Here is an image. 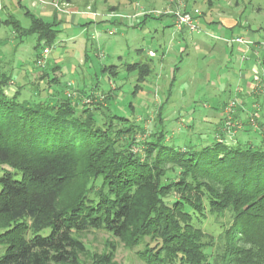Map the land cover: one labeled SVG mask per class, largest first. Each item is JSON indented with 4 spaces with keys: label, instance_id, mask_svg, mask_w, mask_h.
<instances>
[{
    "label": "trees",
    "instance_id": "obj_1",
    "mask_svg": "<svg viewBox=\"0 0 264 264\" xmlns=\"http://www.w3.org/2000/svg\"><path fill=\"white\" fill-rule=\"evenodd\" d=\"M26 15L27 27L14 18L3 22L12 24L19 38L35 35V49L42 42L51 45L57 23ZM115 67L104 68L109 78L117 76ZM124 70L136 78L132 94L151 74L141 62H127ZM8 81L1 73L0 163L20 178L10 172L0 176V264H80L86 247L79 236L92 229L130 247L143 244L140 254L148 264H264L263 138L257 144L214 139L178 147L159 131L146 140L143 160L129 152V139L142 128L128 117L114 115L100 125L90 108L78 110L65 98L21 100L20 89L9 96ZM112 118L130 127L114 131ZM80 177L94 191L85 187L65 197ZM177 190L183 191L180 198L168 205ZM221 209L234 222L212 256L192 224L207 210ZM111 259L112 253L104 254L92 264Z\"/></svg>",
    "mask_w": 264,
    "mask_h": 264
},
{
    "label": "rangeland",
    "instance_id": "obj_2",
    "mask_svg": "<svg viewBox=\"0 0 264 264\" xmlns=\"http://www.w3.org/2000/svg\"><path fill=\"white\" fill-rule=\"evenodd\" d=\"M185 7L200 12L198 30L178 37L169 11ZM26 12L57 23L55 28L59 30L51 45L42 42L35 49V35L19 38L13 25L3 22L14 18L27 27L30 16ZM144 14L149 16L145 18ZM76 15L85 17L77 25H69ZM227 17L238 22L232 30L217 23ZM68 19L69 26L63 25ZM209 20L216 23H207ZM210 29L226 35H211ZM231 34L250 41V46L260 47V63L254 62L251 52L242 57L244 62H238L220 48L209 53L194 49L193 42L198 38L222 47L224 40L230 41L226 36ZM137 48L141 50L136 51ZM181 48L185 51L180 52ZM148 50L156 57L148 56ZM162 52L166 58H161V65ZM134 61L146 63L151 73L155 67V72L132 94L136 78L125 72L124 65ZM112 65L118 72L115 78H109V70L104 69ZM160 66L163 76L159 81L155 73ZM1 73L7 74L5 91L9 96L20 89L21 100L65 98L78 110L90 108L100 125L114 115L128 117L142 128L129 139V152L143 160L147 155L146 140L159 131L167 143L172 141L178 147L184 143L207 144L214 139L234 145L257 144L264 139V0H0ZM247 81L254 82L253 89L247 87ZM120 120L112 118L111 128L125 132L129 124ZM124 136L128 141L130 135ZM5 172L20 178L19 172L0 163V176ZM85 187L94 191L90 181L75 179L65 197L78 194ZM177 191L167 198L168 205L180 198L183 191ZM187 194L192 192L185 190L184 195ZM229 214L223 209L207 210L200 223L192 224V228L199 229L200 243L212 256L221 242L220 235H230L226 232L234 218ZM79 238L86 247L79 257L80 264H92L99 256L110 253V264H148L140 254L143 244L130 247L97 229ZM2 251L0 246V255Z\"/></svg>",
    "mask_w": 264,
    "mask_h": 264
},
{
    "label": "crops",
    "instance_id": "obj_3",
    "mask_svg": "<svg viewBox=\"0 0 264 264\" xmlns=\"http://www.w3.org/2000/svg\"><path fill=\"white\" fill-rule=\"evenodd\" d=\"M187 5V4H186ZM188 6V5H187ZM203 15H201V17H202ZM205 16V15H204ZM83 17H85V16H82V15H76L74 18H72V20L70 19V24L69 25H77L79 22H80V20H81V18H83ZM89 18L90 16H87L86 15V18ZM172 19H171V24H172V26H173V24H174V17H171ZM222 21L221 22H217V23H219V25L221 26V28H223V29H225V30H227V29H231L232 30V28L234 27V26H237L238 25V22H234L233 21V19L232 18H229V17H227V18H222L221 19ZM46 21V20H45ZM67 21H68V23H69V19L68 20H65V23L63 24V25H65V26H69L68 24H67ZM207 23H216L214 20H209ZM221 30V29H220ZM209 31V30H208ZM186 31H183V32H177V36L179 37V36H182V34L184 35V33H185ZM209 33L212 35H226V34H224V33H219V34H216V32H214V30H212V29H210V31H209ZM226 37H230V38H233L232 37V34L230 35V36H226ZM236 37H239V36H236ZM224 40V39H223ZM224 43H223V46L221 47V46H219V45H217V42H213V43H210L209 41H207V39L206 38H203V39H197V40H195L194 42H193V45H194V49H198V51H204L205 52V50H207L208 51V53L209 52H212L213 50H216V49H218V48H220L221 50H223L224 51V53L226 54V55H229V57H232L235 61H238V62H244L245 61V59H243L242 57L244 56V55H246L247 57H248V54H249V52H251V56H253L254 57V62H258V63H260V61H259V55H260V52H259V54H258V49H260V47H258V46H256V45H253V46H250V41H249V43H239V42H226L225 40L223 41ZM234 44V45H233ZM141 49H139V48H137V50L136 51H140ZM185 51V49L184 48H181V50H180V52H184ZM149 52H153L152 50H148V52H147V54H148V56H150V57H156V56H151L150 54H149ZM207 53V52H206ZM137 55H140L141 53H136ZM153 54H155L154 52H153ZM165 52H162L161 53V55H160V58H159V63L162 65L163 64V61L162 60H164V59H161V58H166L165 57ZM248 59V58H247ZM134 62H137V61H134ZM174 67L175 68H177L178 67V65H176V64H174ZM162 69L163 68H161V66H160V68H159V70L158 69H156V79H158L159 81L161 80V78H162V76H161V71H162ZM251 69H253L254 70V68L252 67ZM154 70V71H153ZM157 71H159V72H157ZM153 72H155V67H153L152 68V73ZM151 73V74H152ZM242 77L244 78V75H242ZM173 79H174V77H173ZM247 87L249 88V89H253V86L255 85L254 84V82L253 81H247ZM263 87H264V82H263ZM248 93V92H247ZM249 94H251V93H249ZM248 94V95H249Z\"/></svg>",
    "mask_w": 264,
    "mask_h": 264
},
{
    "label": "built area",
    "instance_id": "obj_4",
    "mask_svg": "<svg viewBox=\"0 0 264 264\" xmlns=\"http://www.w3.org/2000/svg\"><path fill=\"white\" fill-rule=\"evenodd\" d=\"M143 12H139L142 14ZM170 14L174 17L173 28L176 32L183 31H197L198 30V17L200 16V12L198 9H194L191 12H186L185 10L178 11H169ZM228 41V40H226ZM232 42L239 43H247L244 39L240 37L230 39ZM46 51V50H45ZM233 103H231L232 105Z\"/></svg>",
    "mask_w": 264,
    "mask_h": 264
}]
</instances>
